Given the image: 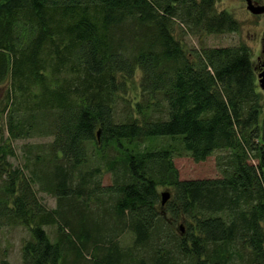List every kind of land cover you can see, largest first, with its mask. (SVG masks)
<instances>
[{"label": "trees", "instance_id": "16d2710c", "mask_svg": "<svg viewBox=\"0 0 264 264\" xmlns=\"http://www.w3.org/2000/svg\"><path fill=\"white\" fill-rule=\"evenodd\" d=\"M175 20L192 34L239 26L215 0H0V225L28 226L21 264H67L70 253L69 264H264V117L250 52L187 49ZM130 83L131 104L120 96ZM36 135L51 140L24 147L13 168L11 140ZM183 152H220L221 176L180 178ZM160 186L171 190L164 204Z\"/></svg>", "mask_w": 264, "mask_h": 264}, {"label": "rangeland", "instance_id": "374dc122", "mask_svg": "<svg viewBox=\"0 0 264 264\" xmlns=\"http://www.w3.org/2000/svg\"><path fill=\"white\" fill-rule=\"evenodd\" d=\"M253 2L256 4H264V0H253ZM246 5L247 4L245 0H215L216 12L226 10L230 12L232 16L238 21L239 26L237 31L209 34L198 32L196 34H192L183 30L180 22L175 20L173 32L187 49H192L199 46H236L239 44H244L246 47H248L250 52V58L255 67L256 78L258 81L257 75L258 72L263 69L262 62L264 61L261 50L262 36L264 33V13H253L247 9ZM138 72L139 71L136 73L137 77H139ZM258 87L261 95V118L264 117V91L260 88L259 84ZM7 88V81L0 84L1 106L6 103ZM120 96L124 98L123 100H127L131 104L139 98L138 89H136V87L130 83L126 85L124 90L120 92ZM1 109L2 107H0V145L8 140V128L6 122L7 115L6 111L1 112ZM50 140L51 137L49 136L38 135L29 138L11 140L12 145L10 144L9 146H12L16 150L15 155H10L8 159L12 167L14 168L16 166L23 165L24 156L22 151L24 150V147H27L29 144L36 145L38 143L49 142ZM219 154L220 152H215L213 155L208 156L205 160L196 161L188 153L183 152L180 155L175 156L173 160L174 164L178 168L180 178L217 177L221 176V167H223L219 166V159L217 158ZM221 154H223V152ZM252 161L255 162V158H252ZM3 182L4 181L0 177V185L3 184ZM110 182V173H105L102 178V183L108 184ZM163 192H168L170 197L171 190L167 187L160 186V199ZM38 194L42 201L49 207H53L55 205V199L52 196L43 192H38ZM168 218H171V216H168ZM174 223L177 227V229L175 227L176 232H185L184 219L178 218L177 221H174ZM48 231L51 233V227H48ZM30 237L31 236L28 226L16 223H9L7 226L0 225V259L6 258L9 264H21L22 244ZM129 240H131L130 235L126 232V235L122 236L121 245L129 243ZM139 255H142V253H139ZM86 256L90 255L87 254ZM73 257L74 255L70 253L67 264L71 263ZM81 260H83L82 264H89L88 258L81 257ZM236 264H250V262L247 258H245L244 261H238Z\"/></svg>", "mask_w": 264, "mask_h": 264}, {"label": "water", "instance_id": "95a60500", "mask_svg": "<svg viewBox=\"0 0 264 264\" xmlns=\"http://www.w3.org/2000/svg\"><path fill=\"white\" fill-rule=\"evenodd\" d=\"M246 1V7L248 10H250L253 13H264V4H256L253 2V0H245ZM262 55L264 59V33L262 36ZM263 69L258 72V82L260 88L264 91V61L262 62ZM169 198V193L168 192H163L161 194V204H164L167 199Z\"/></svg>", "mask_w": 264, "mask_h": 264}]
</instances>
